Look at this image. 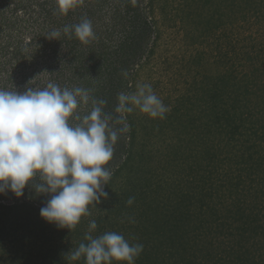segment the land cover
Wrapping results in <instances>:
<instances>
[{
  "label": "trees",
  "instance_id": "obj_1",
  "mask_svg": "<svg viewBox=\"0 0 264 264\" xmlns=\"http://www.w3.org/2000/svg\"><path fill=\"white\" fill-rule=\"evenodd\" d=\"M29 1L37 11L44 8V22L31 39L8 46L10 56L5 53L0 62V72L8 76L0 78V88L15 82L14 89L23 92L40 88L43 80L61 88L81 86L105 99V111L116 117L118 94L135 91L138 66L153 55L162 27L184 19L194 27L186 32L188 39L200 32L194 41L199 47L226 38L224 19H229V51L212 57L229 67L225 74L202 78L190 67L206 58L198 50L179 69L195 89L165 98L170 111L164 119L138 110L127 115L130 130L115 145L104 188L108 195L90 206L91 216L74 229L41 219L50 197L36 195L30 186L19 198L0 194V264H84L83 258L73 262L66 255L86 242L91 219L97 222L94 236L113 231L143 244L135 264H264V144L259 143L264 142V0H80L67 15L57 11L55 0ZM21 3L14 2L10 11H25L29 5ZM7 4L0 0V16ZM4 16L0 31L13 26ZM83 17L91 20L95 40L82 44L63 34L58 41L47 39L52 30ZM40 55L49 61L41 64ZM245 64L249 71H238ZM255 77L263 81L254 82ZM168 134L174 142L165 153V143L156 142ZM178 165L187 172L170 177ZM233 203L239 205L236 211Z\"/></svg>",
  "mask_w": 264,
  "mask_h": 264
},
{
  "label": "clouds",
  "instance_id": "obj_2",
  "mask_svg": "<svg viewBox=\"0 0 264 264\" xmlns=\"http://www.w3.org/2000/svg\"><path fill=\"white\" fill-rule=\"evenodd\" d=\"M79 2L55 0L62 15ZM62 34L82 44L96 39L87 17L52 30L47 39L58 41ZM122 75L127 78V71ZM106 104L92 89L61 88L51 81L43 88L27 87L23 92L0 88V194L7 191L19 198L30 186L36 195H47L50 198L39 215L60 228L74 229L82 217L91 216L90 206L108 195L104 188L112 176L109 164L115 145L130 130L127 115L138 110L156 120L170 111L150 83L120 92L116 117L105 111ZM133 203L134 197H130L127 204ZM127 219L134 223V218ZM96 229V220H89L86 242L66 255L69 261L83 258L84 264H135L143 244L130 243L113 231L94 236Z\"/></svg>",
  "mask_w": 264,
  "mask_h": 264
},
{
  "label": "rangeland",
  "instance_id": "obj_3",
  "mask_svg": "<svg viewBox=\"0 0 264 264\" xmlns=\"http://www.w3.org/2000/svg\"><path fill=\"white\" fill-rule=\"evenodd\" d=\"M18 1L19 0H7L8 4L5 7H3V9L1 10L3 11V14L6 15L8 20H9L8 17H10V20H9L10 23L6 22V24H12L13 26L6 27L7 25H4L1 28V31H0V62L5 61V59L2 58V56L5 53H8L7 55L10 56V51H8V49L10 47L15 46V42L17 39L22 40V41H28L27 39H31L32 36H35L39 32V28H38V26L40 25L39 23L44 22V13L41 12V10H43L44 8H38L39 11H37L34 6L35 2H32L33 6H30L29 4L31 3V1L29 0H23V1L20 0L22 2L21 5H25V4L29 5L25 9V11H22V10L19 12L10 11L15 7L13 5L14 2H18ZM27 9H30V11H27ZM4 15H1V16L5 18ZM224 22L226 24L224 28H225V35H227V37L224 38L220 36L221 38L217 40L215 44L216 46L211 44L210 42L209 45H205V46L202 45L201 47L194 44L195 39H197L196 35H199L200 32L196 31L195 33H193L192 37H189V39L187 38L186 32L191 31L190 29H192L193 26L190 25L186 19H184V21H180V23L176 27L166 28L163 26L162 35L160 38L161 40H159V42L157 43L158 46L155 48L153 55L150 56L149 60L147 59L146 56H144L142 58L143 63L139 64L138 66L139 69L136 71V73L138 74L137 76L138 80H136L137 82L136 84L150 83L152 87L154 85V87H157L154 91L162 100H164L165 98L174 99V97L177 98L181 95H185V93L188 91V86H189L188 84L189 82H186V80H189V79L186 76V72L181 71L182 72L181 73L179 69L181 68V66L186 65V60L190 58V55L194 56L196 51L198 50H200V53H202L203 55L205 54L206 58H204L201 61V64L199 66L190 63V67L194 71H199V74L202 76V78L203 76H215V75H220L223 73L225 74L226 69L229 67V63H227L226 61H223L222 63H219L220 61L218 62L212 61V57L218 51H223L225 53L229 51L228 42L231 36V31H230L231 25L229 23V19L228 20L224 19ZM2 24L3 23L0 20V25ZM190 43L194 44V46H190ZM33 47L34 45L31 48ZM29 49L30 47H25L24 51L27 52ZM62 54L63 53H61V55ZM39 60H40V63L42 64L45 61H49V58L47 56L42 57L40 55ZM249 69H250V66L248 64H245L244 67L239 68L238 71L244 72V71H249ZM4 72L6 71L4 70ZM7 76L8 74L0 72V78L5 79ZM206 81L207 79H205V82ZM261 81L263 80H260L257 77L254 78V82H261ZM51 82L55 83V81L53 80ZM39 83H43V85L40 86V88H43L49 82L47 80H43L42 82L40 81ZM13 84H15V82L13 83L10 82V84L7 86V90L9 89L12 90L13 88H15L16 86H14ZM32 84L33 83H31V85ZM189 87H192V86H189ZM191 89H195V88L192 87ZM171 137H172V134H168V135H165V141L160 140L156 142L158 145L162 142L165 143L164 146L162 147V150L165 153H168L169 149L171 148V145H173L172 143L174 142L173 141L174 139ZM259 143L261 145L264 144V142L263 143L259 142ZM185 172H187V170L184 167L178 165L176 166V168L171 169L170 171L171 175L169 176L170 177L176 176V174L183 175L185 174ZM191 176H195V175L191 174ZM228 201L229 200H227L226 202L228 203ZM235 201L237 202V200ZM229 203H231V201ZM238 207L239 205L235 203H233L230 206L231 211H236ZM103 212L110 213L111 211H102V214L106 215ZM196 222H197L196 219H194V222L191 225H193ZM149 224L150 223H147L144 225L149 226ZM198 255H200V252L198 253ZM172 262L174 261L172 260Z\"/></svg>",
  "mask_w": 264,
  "mask_h": 264
}]
</instances>
